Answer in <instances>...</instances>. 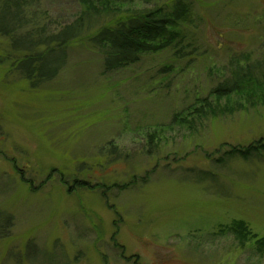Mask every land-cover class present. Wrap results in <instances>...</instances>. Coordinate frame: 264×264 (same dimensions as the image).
Wrapping results in <instances>:
<instances>
[{
    "label": "rangeland",
    "instance_id": "obj_1",
    "mask_svg": "<svg viewBox=\"0 0 264 264\" xmlns=\"http://www.w3.org/2000/svg\"><path fill=\"white\" fill-rule=\"evenodd\" d=\"M7 1L0 28L18 16L30 33L83 9L39 0L16 14ZM184 1L172 46L113 72L91 31L54 79L29 82L0 35V264H264V152L232 155L264 140V89L191 130L173 122L264 63V0Z\"/></svg>",
    "mask_w": 264,
    "mask_h": 264
},
{
    "label": "trees",
    "instance_id": "obj_2",
    "mask_svg": "<svg viewBox=\"0 0 264 264\" xmlns=\"http://www.w3.org/2000/svg\"><path fill=\"white\" fill-rule=\"evenodd\" d=\"M10 1H15L13 8L16 14H21L39 0H8L6 3ZM157 1L79 0L83 6L82 11L71 22L58 24L53 32H47L46 28L37 25V29L30 33L26 29L28 20H21L16 16L6 18L12 27L0 28V35L7 38L11 43V50L21 56L15 70L29 82L54 79L65 65L68 44L91 31L88 42L102 54L104 69L113 72L136 64L143 55L167 49L176 41L178 35L175 27L188 14V6L184 0H171L170 6L165 7L159 6ZM20 39L23 41L20 42ZM253 63L232 71L229 77L211 89L207 98L199 100L198 106L190 109L193 121L178 116L173 122L188 125L191 130L194 128V119L201 120L225 113L230 109L233 99L246 95L250 98L256 96V91L264 89V63ZM222 101L225 102L226 109L222 108ZM148 138L153 146L154 137ZM260 151L264 152V140L246 149L236 148L232 155L246 160ZM85 185L78 184L82 187ZM102 197L105 196L102 194ZM238 227L235 229L239 231H236L239 235L249 233L242 223ZM2 233L0 227V234ZM259 245L260 250H264V241Z\"/></svg>",
    "mask_w": 264,
    "mask_h": 264
}]
</instances>
